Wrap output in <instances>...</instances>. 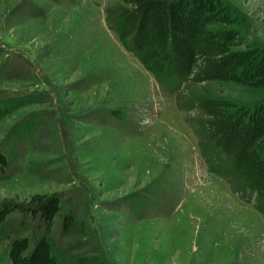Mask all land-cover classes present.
I'll use <instances>...</instances> for the list:
<instances>
[{
    "label": "rangeland",
    "instance_id": "374dc122",
    "mask_svg": "<svg viewBox=\"0 0 264 264\" xmlns=\"http://www.w3.org/2000/svg\"><path fill=\"white\" fill-rule=\"evenodd\" d=\"M223 1L245 46L264 49V0ZM122 5L0 0V206L56 195L50 239L70 261L264 264V216L209 171L203 116L185 108L202 95L252 107L264 92L162 86L118 40ZM71 211L90 234L80 250L61 233ZM37 225L27 209L9 215L0 264H11L10 240L32 238Z\"/></svg>",
    "mask_w": 264,
    "mask_h": 264
},
{
    "label": "trees",
    "instance_id": "16d2710c",
    "mask_svg": "<svg viewBox=\"0 0 264 264\" xmlns=\"http://www.w3.org/2000/svg\"><path fill=\"white\" fill-rule=\"evenodd\" d=\"M122 2L113 19L118 40L162 86L179 91L186 83L224 82L264 92V49L245 46L223 0ZM185 108H197L203 116L202 149L209 171L228 180L264 216V97L248 107L202 95ZM111 116L120 119L121 114L112 111ZM12 207L0 206V237L13 212L29 210L38 225L32 238L15 235L10 240L11 264H103L83 257L70 261L67 253L55 252L50 231L60 211L56 195L35 197L30 207ZM132 208L139 214L147 209ZM61 233L79 239L77 250L89 243L82 241L90 237L86 222L74 211L64 218Z\"/></svg>",
    "mask_w": 264,
    "mask_h": 264
}]
</instances>
